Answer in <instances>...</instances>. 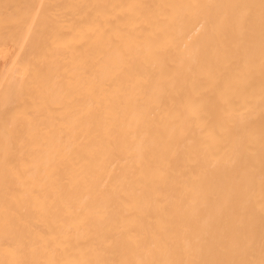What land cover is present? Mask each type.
I'll return each mask as SVG.
<instances>
[{
    "label": "bare ground",
    "instance_id": "1",
    "mask_svg": "<svg viewBox=\"0 0 264 264\" xmlns=\"http://www.w3.org/2000/svg\"><path fill=\"white\" fill-rule=\"evenodd\" d=\"M0 264H264V0H0Z\"/></svg>",
    "mask_w": 264,
    "mask_h": 264
}]
</instances>
